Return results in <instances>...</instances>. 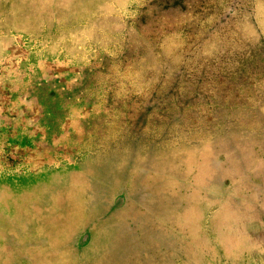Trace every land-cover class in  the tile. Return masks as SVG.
Listing matches in <instances>:
<instances>
[{
  "label": "rangeland",
  "instance_id": "374dc122",
  "mask_svg": "<svg viewBox=\"0 0 264 264\" xmlns=\"http://www.w3.org/2000/svg\"><path fill=\"white\" fill-rule=\"evenodd\" d=\"M242 3L220 32L239 0H0V264H264V0ZM127 202L135 231L85 250Z\"/></svg>",
  "mask_w": 264,
  "mask_h": 264
},
{
  "label": "crops",
  "instance_id": "0c3cea01",
  "mask_svg": "<svg viewBox=\"0 0 264 264\" xmlns=\"http://www.w3.org/2000/svg\"><path fill=\"white\" fill-rule=\"evenodd\" d=\"M128 203V202H127ZM131 203L129 202L128 204L125 205H109V206H102V210L98 211L96 214H98L97 217L95 218H91V222L94 226L95 223V231H92L91 229L87 228V235H88V240L85 242V250L92 244V241L95 238L100 239L101 235H100V230L107 227V226H118V223H121L123 225H125V227L127 228L128 231H135L136 226H137V222L140 218V214L145 213V212H141L138 215H136L135 218L133 219H129L128 221L121 219L120 217L117 216V214L119 212H121L122 210H131ZM117 217L119 219H117ZM90 219V218H89ZM117 221V222H116ZM85 232V231H84ZM114 238H120V237H114ZM126 245H128V247L130 246V241L126 242ZM132 244H135V242H133ZM114 245V244H111Z\"/></svg>",
  "mask_w": 264,
  "mask_h": 264
},
{
  "label": "trees",
  "instance_id": "16d2710c",
  "mask_svg": "<svg viewBox=\"0 0 264 264\" xmlns=\"http://www.w3.org/2000/svg\"><path fill=\"white\" fill-rule=\"evenodd\" d=\"M242 1L243 0H239V2H240L239 5L234 4L233 6H231V9H229V12H228L227 15L223 14V16L220 17V19L216 22V27H215L218 31H220V32L222 31L223 32L222 28H224V27L227 28L228 25H231V23H229V21L231 20L232 16H235V13L237 11H243L244 10V5H243ZM252 7L254 8V5H252ZM255 12H256V10H255ZM246 22H247V24H246ZM246 22L243 21L242 25L245 26V25L249 24L250 26H253L254 28H257V29L259 27V22L256 19H254L252 21L248 20ZM40 260H43V259H40ZM52 262H54L53 264H56L55 262H57V261L55 260V261H52Z\"/></svg>",
  "mask_w": 264,
  "mask_h": 264
}]
</instances>
